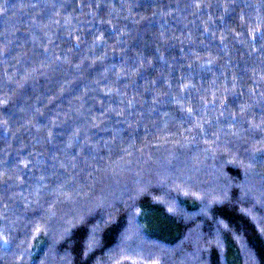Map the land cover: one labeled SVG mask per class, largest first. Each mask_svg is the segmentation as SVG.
<instances>
[{"label": "trees", "instance_id": "1", "mask_svg": "<svg viewBox=\"0 0 264 264\" xmlns=\"http://www.w3.org/2000/svg\"><path fill=\"white\" fill-rule=\"evenodd\" d=\"M0 264H264V0H0Z\"/></svg>", "mask_w": 264, "mask_h": 264}]
</instances>
